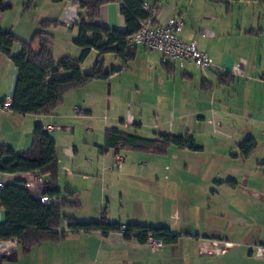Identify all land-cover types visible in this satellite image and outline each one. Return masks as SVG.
Wrapping results in <instances>:
<instances>
[{"label": "crops", "instance_id": "obj_1", "mask_svg": "<svg viewBox=\"0 0 264 264\" xmlns=\"http://www.w3.org/2000/svg\"><path fill=\"white\" fill-rule=\"evenodd\" d=\"M147 1L155 7L157 23L163 24L183 13L180 37L183 41H194L209 55L212 60L209 69L202 71L191 63L163 62L159 52L142 46H137L133 58L126 63L107 53L102 56L104 70L109 61L107 71L116 72L106 80L67 91L51 114L22 115L0 109V144L10 145L17 153L25 151L31 145L35 126L46 127L45 131L55 141L60 197L68 191L72 193L68 198L79 203L76 207H64L63 215L67 210L65 216L89 222L99 220L104 211L111 222L165 226L180 235L178 241L153 250L135 239L125 240L120 232L103 236L94 231L47 240L27 253L15 240L0 241V255L7 257L2 264H264V242L235 244L205 226L212 207L224 211L227 204L234 210V203L242 198L264 207V189L249 186L258 172L264 177V155L252 158L260 141L253 137L255 147L244 157L240 145L252 137L243 140L240 131L229 123L230 116L238 115V109L222 108L221 102L217 103L221 100L217 87L230 86L236 77L242 79L244 71L234 55L220 50L218 38L235 30L238 34L242 31L252 34L255 28L264 31V25L246 17L245 21L242 17L233 23L224 21L225 12L217 11L216 6L224 5L229 13L231 4L236 2L232 0H173V4L167 0ZM240 2L260 4L237 1ZM5 3L12 7L14 2L5 0ZM58 4L62 8L58 22L69 29L71 38L67 43H73L76 23L84 10L79 0ZM120 7V0L104 4L98 22L123 30L125 22ZM256 47L259 50L261 45ZM18 51V46L11 48L12 54ZM76 52L80 54L79 48ZM97 55L91 50L86 59L94 56L96 60ZM135 70L134 81L114 82L127 72L129 78ZM220 76H224V81ZM16 79L17 68L0 52V98L12 96ZM133 93L138 95L137 99H133ZM97 97L106 109H97ZM113 99H118L116 103L124 109H110ZM97 111L109 114L103 115L98 124ZM219 117L223 124L214 120ZM80 128L83 134L78 132ZM109 129L146 139L188 133L190 144L184 148L170 145L163 153L129 148L100 151L98 147L104 145L105 131ZM117 153L123 157L119 165ZM37 176L33 172L0 173V182L20 181L32 198L39 199L45 190V179L41 177L42 181H38ZM224 194L226 203L222 201ZM4 221L5 211L0 207V223ZM67 223L62 221L57 231H67ZM227 223L229 227L236 226L232 221Z\"/></svg>", "mask_w": 264, "mask_h": 264}, {"label": "trees", "instance_id": "obj_2", "mask_svg": "<svg viewBox=\"0 0 264 264\" xmlns=\"http://www.w3.org/2000/svg\"><path fill=\"white\" fill-rule=\"evenodd\" d=\"M110 1L79 0L84 14L79 16L76 23L77 36L73 43L80 50L76 58L53 57L51 37L45 32L49 21L41 23L29 42L20 41L16 54L11 53V48L19 40L11 30L0 27V52L7 55L17 68V79L11 96L12 111L22 115L51 114L61 104L67 91L96 80H106L116 72L115 69L104 70L103 55L113 53L124 63L133 58L137 46L130 47L127 41L138 32L139 23L148 17L142 9L143 1L147 0H120V13L125 22L123 30L111 29L98 22L101 7ZM244 1L264 3V0ZM150 6L155 10V7ZM10 8L5 0H0V13ZM55 23L62 24L58 21ZM91 50H95L98 55L90 72L85 73L82 64ZM220 80L224 81V76H220ZM189 144L188 133L162 134L159 139H146L109 129L105 131L104 145L98 148L100 151L129 148L163 153L170 145L184 148ZM254 147L253 138H248L240 145L241 154L249 156ZM57 171L55 141L40 124L35 126L27 150L17 153L10 145L0 144V173H37L45 179L43 194L52 198V202L45 205L39 199L32 198L22 182L3 184L0 188V207L5 211V221L0 223V241L15 240L25 253L47 240L56 241L68 234L94 231L103 236L120 232L125 240L135 239L140 244H146L148 239L159 241L161 245H173L178 241L180 235L165 226L111 222L104 211L99 220L89 222H80L63 215L64 207H76L79 203L68 198L72 195L68 191L60 197L56 185ZM62 221L68 222L67 231H57ZM5 260L7 257L0 255V264Z\"/></svg>", "mask_w": 264, "mask_h": 264}, {"label": "rangeland", "instance_id": "obj_3", "mask_svg": "<svg viewBox=\"0 0 264 264\" xmlns=\"http://www.w3.org/2000/svg\"><path fill=\"white\" fill-rule=\"evenodd\" d=\"M167 1L173 4V0ZM13 2L10 9L1 13V26L11 30L17 37L19 42L14 44L15 47H19L20 41L29 42L35 30L41 27V23L49 21L51 23L47 22L45 32L51 37L53 57L58 59L63 57V54L72 58L79 56V53L76 52L78 48L72 42L67 43V40L71 38L69 29L65 28L64 24H54V22L58 21L62 12L59 2H54L53 0H13ZM216 9L217 11L222 9L225 12L222 16L227 23H233L240 17L245 21L246 17L247 20L252 21L255 19L257 22H261V25H264V5L245 2L237 3L236 1L231 4L229 13H226L224 5L219 6L217 4ZM218 19L221 20V17H218ZM262 29L264 30V26ZM259 30L255 28L252 34L244 31L238 34L235 30L226 37L218 38L217 41L220 50L234 55L235 62L244 69L242 79L236 77L234 83L230 86H223L222 89L217 87V96L221 98L217 103L221 102L222 108L231 107L232 109H238V115L230 116L229 123H233L237 132L240 131L243 140L250 136L252 138L256 137L260 141V146L255 150L252 157L254 159L263 158L264 155V31ZM258 44L261 45L259 50L256 47ZM148 52L151 53L150 51ZM94 62V56H90L85 60L83 63L85 73L90 72ZM106 62L105 69L108 70L110 69L109 61ZM113 66H118V64ZM178 72L180 74V70ZM127 74L128 72L123 78L114 80V82L124 83L128 80L134 81L137 78L136 70L129 74V78L126 76ZM251 78L252 80L261 81L262 84H254ZM133 96V99L138 98V95H134V93ZM230 96L232 97L230 98ZM116 100H112L110 109H124V106H118ZM95 101L97 102V109H106L100 98H95ZM103 115L108 116L109 114L97 111V117L100 118L97 119V124L101 122ZM214 120L218 123H224L220 117L218 119L214 118ZM82 128L85 129L86 127L83 126ZM82 128L78 131L81 132L80 134H83ZM68 136H70V133ZM250 184H253V186ZM250 184V187L264 189L263 173L258 172ZM222 201L227 202L226 194L223 195ZM234 205V210H232L225 204L224 211L212 207L210 215L205 220V226H209L213 234L216 233L235 244L264 242V207L246 198H242ZM63 213L65 215L68 211L65 210ZM228 221H232L236 226L229 227Z\"/></svg>", "mask_w": 264, "mask_h": 264}, {"label": "built area", "instance_id": "obj_4", "mask_svg": "<svg viewBox=\"0 0 264 264\" xmlns=\"http://www.w3.org/2000/svg\"><path fill=\"white\" fill-rule=\"evenodd\" d=\"M142 9L148 17L139 23L138 32L128 39L127 45L130 47L142 46L149 50L157 51L161 54L163 62H174L179 65L191 63L197 69L205 71L212 66L209 55L200 50L194 41H183L180 32L184 26L183 13H178L170 17L165 23L156 21L155 10L147 1H143ZM12 97L10 95L0 98V109H11ZM47 129L43 127V130ZM123 161L122 155H116V164ZM38 181H42L41 176H37ZM3 183L0 182V188ZM41 203L49 205L52 198L42 194L39 197ZM146 245L153 250L161 246L159 241L148 239Z\"/></svg>", "mask_w": 264, "mask_h": 264}]
</instances>
